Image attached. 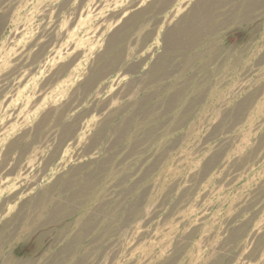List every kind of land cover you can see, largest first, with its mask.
Here are the masks:
<instances>
[{"label": "rangeland", "instance_id": "1", "mask_svg": "<svg viewBox=\"0 0 264 264\" xmlns=\"http://www.w3.org/2000/svg\"><path fill=\"white\" fill-rule=\"evenodd\" d=\"M0 264H264V0H0Z\"/></svg>", "mask_w": 264, "mask_h": 264}]
</instances>
